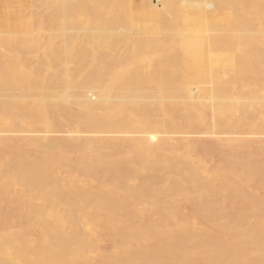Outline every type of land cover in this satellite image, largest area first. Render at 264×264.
I'll return each instance as SVG.
<instances>
[{
    "label": "bare ground",
    "instance_id": "bare-ground-1",
    "mask_svg": "<svg viewBox=\"0 0 264 264\" xmlns=\"http://www.w3.org/2000/svg\"><path fill=\"white\" fill-rule=\"evenodd\" d=\"M240 1L0 0V264H264V0Z\"/></svg>",
    "mask_w": 264,
    "mask_h": 264
},
{
    "label": "rangeland",
    "instance_id": "rangeland-1",
    "mask_svg": "<svg viewBox=\"0 0 264 264\" xmlns=\"http://www.w3.org/2000/svg\"><path fill=\"white\" fill-rule=\"evenodd\" d=\"M239 1H240V0H239ZM240 2H242V3L244 2V3H245L246 0H241ZM260 3H261L262 5H261ZM1 4H2V5H1ZM1 4H0V8L7 7L6 4H3V3H1ZM15 4H16V5H15ZM15 4H13V3H12V4H9V6L11 7V9H12V8H14V9H15V8H21V7H20V4H18V3H15ZM5 5H6V6H5ZM11 5H12V6H11ZM14 5H15V6H14ZM257 5L259 6V7H257V9L261 8V10H260V9H259V10L262 11V10H263V7H261V6H264V2H263V3H262V1L257 2ZM1 6H2V7H1ZM18 6H19V7H18ZM23 8L25 9V8H27V7L22 6V9H23ZM28 8H30V7H28ZM33 8H35V7H32V8H30V9H33ZM14 9H12V10H14ZM33 10H36V8L33 9ZM263 13H264V10H263ZM263 13H262L261 15H258L259 13L257 14V20H258V18H262V17L264 16ZM45 17H49V16H45ZM38 20H39V19H37V23H38ZM259 20H260V22L264 25V22H262L264 19L262 18V21H261V19H259ZM39 22H40V21H39ZM260 22H259V23H260ZM37 23H36V24H37ZM261 23H260V24H261ZM51 76H52V75L49 76L50 78H48V81H49L50 79H51V81L54 80V76H53V78H52ZM52 79H53V80H52ZM48 81H47V82H48ZM47 82L45 81L46 85L49 84V83H47ZM49 82H50V81H49ZM71 82H72V81H71ZM53 83H54V81H53ZM52 85H53L52 82H50V85H49L50 88H52ZM149 90H150V91H149ZM148 91H149V92H148ZM143 92H145V94H152L151 89H145V90H143ZM65 126H66V127H65ZM63 129H65L66 133L69 134V133H68V129H69V127H67V125H64V126H61L59 129H54L50 134H49V133H48V134H43V133H44V132L42 131L43 128H42V129H39V130H41V131H40L41 133H40L39 131H37V133H36L37 135H36L35 138H36V139L38 138V139L41 140V139H42L43 137H45V135H46V139H48L49 141H53L54 144H55V143H58V144H56V145H59L61 135L63 136V135L66 134V133H63V132H64ZM54 131H55V132H54ZM53 133H54V134L56 133V134L54 135ZM57 134H58V135H57ZM71 134H72V133H71ZM75 134H76V133H75ZM56 135H57V136L60 135V136L57 137ZM76 135H77V134H76ZM38 136H40V138H39ZM54 136H55V137H54ZM197 136L199 137L198 134H197V135H193V136H191V137H197ZM262 137H264V136L262 135ZM50 139H51V140H50ZM52 139H53V140H52ZM58 139H59V140H58ZM54 140H57V141H54ZM57 148H58V147H57ZM57 148H56V149H57ZM95 176L98 177L97 174H95ZM108 243H109V242H107V243L104 245V248H105V249H110V248H111L110 245H109ZM107 244H108V245H107ZM110 244H111V243H110Z\"/></svg>",
    "mask_w": 264,
    "mask_h": 264
}]
</instances>
